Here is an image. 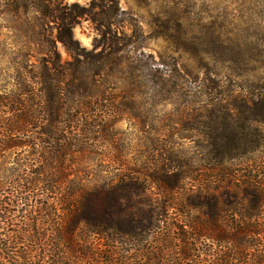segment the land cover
Segmentation results:
<instances>
[{
    "label": "rangeland",
    "instance_id": "374dc122",
    "mask_svg": "<svg viewBox=\"0 0 264 264\" xmlns=\"http://www.w3.org/2000/svg\"><path fill=\"white\" fill-rule=\"evenodd\" d=\"M51 1L67 13L65 6L77 4L84 13L70 47L58 41L54 18L23 9V0H0V101L22 100L24 112L49 115L38 106L48 91L43 76L49 74L50 87L62 90V113L71 115L59 125L81 147L71 149L57 170L55 160L41 164L38 151L58 145L37 147L39 131L15 134L10 142L31 145L0 146V185L18 181L21 169L33 183L24 186L38 195L39 173L65 176L59 192L67 193L69 207L79 205L85 216L99 220L111 191L122 193L132 183L145 192L133 191L144 209L165 207V240L143 243L150 251L145 254L158 248L169 264L182 258L178 228L189 232V226L211 219L212 209L224 232L248 225L255 232L249 240L256 244L247 254L264 258V204L247 215L253 199L248 194L264 196V0ZM109 7L113 12L107 16ZM110 53L112 60L106 61ZM164 65L178 76L171 94L150 78L152 69ZM72 115L80 122H72ZM93 122L96 126H89ZM34 160L32 172L26 171L23 162ZM0 197L9 195L0 191ZM190 200L197 207H187ZM40 221L42 213L33 224ZM193 237L192 261L183 264H216L232 247ZM27 247L17 252L27 255ZM88 247L106 260V251L121 245L91 236Z\"/></svg>",
    "mask_w": 264,
    "mask_h": 264
},
{
    "label": "trees",
    "instance_id": "16d2710c",
    "mask_svg": "<svg viewBox=\"0 0 264 264\" xmlns=\"http://www.w3.org/2000/svg\"><path fill=\"white\" fill-rule=\"evenodd\" d=\"M92 3L94 4V2ZM19 4L22 5L23 9H33L44 15V17H52L58 21L57 35L60 43L70 47L75 42L73 29L78 24L77 19L84 14L82 11L78 12V10H81L79 5L65 6V10H69L67 13L61 9L60 4L53 5L51 0H23ZM111 12L113 11L109 7L106 15L110 16ZM95 17L96 15H94V20L99 21ZM112 55L113 53H110L105 56V60L111 61ZM95 73L97 72L95 71ZM150 76L152 81L160 84L164 93L171 94L172 89L175 91L178 86L176 80L178 76L174 70H171V67L164 65L163 68H154L151 70ZM43 78L47 83L48 91H46V95L42 96L40 103L38 101V106H43L40 108L41 110L48 109L51 113L48 115L47 111L44 113L38 112V114L31 111L24 112L25 109L21 108L24 107L22 100L2 99L0 101V113L3 112V117L0 115V138L3 140L0 142V146L1 148H29L31 145L29 141L13 144L9 140L15 134H34V131H39L36 134L39 136L37 147L40 148L41 143L44 147L58 145V148L55 146L52 149L46 148L45 152L38 151L41 153L40 163L42 164V159L47 164L55 160V164L58 165L57 170H62L71 149L81 146H76L77 141L68 138L64 127L61 128L59 125V122L62 123L65 117H71L70 114L61 111L64 105L61 88L58 85H55L54 89L50 87L48 82L51 77L49 74L44 75ZM71 121L74 123L76 121L77 123L80 122L73 115ZM34 122L42 123L44 126L35 128ZM94 123L96 122L90 123L89 126H96ZM90 133H92L91 130ZM9 142L12 144H9ZM53 153L54 156L51 155ZM47 158L51 160L48 161ZM35 162L37 161L34 160L32 163L24 161L25 170L32 172L31 169H33ZM17 174L18 181L11 179L7 181L6 186L0 185V191L9 195L7 200H0V238H5L8 241L0 242V261H4L5 264H13L10 260L14 259L11 258L12 255L16 256L21 262L19 264H79L80 261L86 262V264H90L92 261L100 264H169V259H164L166 256L160 255L158 248H153L154 254H145V252L150 251L143 245L151 239H155L157 244L160 238L164 242L165 238L164 232L161 230V224L164 223L165 207L160 208L158 204H155V207H152L151 210L144 209L140 203L133 200V191L137 189L134 184L127 185L122 193L111 191L110 196L105 200L102 215L99 216L100 219L98 220L85 216L78 208L79 205H73V208L72 206L69 207L70 198H68L67 193L59 192L67 183L65 176L57 174L50 176L39 173L40 179L37 185L42 186L43 190L38 195H34L31 192L33 190L24 186V182L29 183L31 186L33 183L25 180L21 169ZM45 184L52 185V189L51 186H48L50 188L45 187V189L43 186ZM128 188L130 189L128 190ZM137 191L139 193L141 190L138 188ZM143 191L141 193L144 196L145 192ZM49 194H53L57 198L49 199ZM248 195L253 199L250 208L247 209L248 211L245 210L248 213L247 215L263 207L264 204V196L255 195V193H249ZM45 200H48V207L45 205ZM131 202L133 205H131ZM148 202L146 201V203ZM197 205V202L193 204L190 200L186 206L193 208ZM202 205L209 206L210 204L205 202ZM212 205L214 206L213 202ZM143 206L145 207V205ZM12 209L14 210L12 211ZM216 210L220 212L217 207ZM13 213H17V215ZM41 213L43 222L40 221L41 223L37 226V223L33 224V220L36 215ZM209 214L212 215V218L202 221L203 223L199 226L186 225L189 226V232H186L183 226H181V229L178 228L181 233L179 237L183 241L182 258L172 260V264H183L192 261L190 255L194 251L189 243V237L194 239L193 236L216 241V244L220 247H222V244L232 246L229 252L222 254L217 259L216 264H264V258L258 257L255 252L252 251L251 254H247V250L256 244V242L249 240L255 232L248 225L231 226L230 230L227 227L226 232H224L225 227L217 224L212 209ZM91 236L112 240L121 245V248H111L106 251L108 258L104 260L103 254L98 253L97 249L88 247L90 246ZM21 246L23 248L28 246L27 255L17 252ZM232 249L236 251L232 252ZM155 254L157 255L155 256ZM202 262L206 263L205 260Z\"/></svg>",
    "mask_w": 264,
    "mask_h": 264
}]
</instances>
